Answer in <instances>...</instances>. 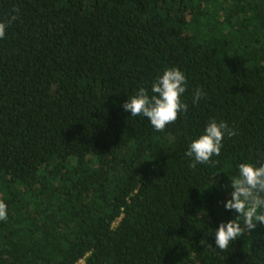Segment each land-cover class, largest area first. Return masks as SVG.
Segmentation results:
<instances>
[{"label": "trees", "instance_id": "obj_1", "mask_svg": "<svg viewBox=\"0 0 264 264\" xmlns=\"http://www.w3.org/2000/svg\"><path fill=\"white\" fill-rule=\"evenodd\" d=\"M12 15L0 264H264V224L215 245L239 165H264V0H0ZM170 68L188 110L158 132L122 105ZM212 120L235 135L193 168Z\"/></svg>", "mask_w": 264, "mask_h": 264}, {"label": "clouds", "instance_id": "obj_2", "mask_svg": "<svg viewBox=\"0 0 264 264\" xmlns=\"http://www.w3.org/2000/svg\"><path fill=\"white\" fill-rule=\"evenodd\" d=\"M17 16L12 15L4 22H0V39L6 34V29L11 26ZM153 95L141 88L134 96L128 98L122 105L125 112L131 116L146 117L156 131H163L167 125L174 123L181 112L188 110L187 104L181 100L186 91V77L177 68H170L158 77L151 89ZM204 93L197 89L194 102L200 100ZM235 135L225 122L217 123L212 120L208 123L205 133L194 140L186 153L194 162L190 165L195 168L197 164H212L213 156L221 154L224 135ZM231 199L227 200L224 207L234 211L237 219L227 223H220L215 233V245L221 250H226L230 242L236 241L243 232H252L258 224H264V214H259L258 209L264 208V165L254 167L248 163L239 165V175L231 179ZM243 218L244 226L237 222ZM7 219V205L0 201V221ZM212 247L211 245H208Z\"/></svg>", "mask_w": 264, "mask_h": 264}]
</instances>
